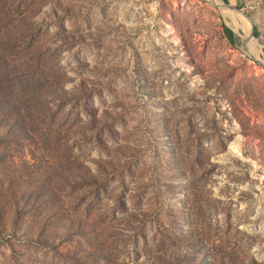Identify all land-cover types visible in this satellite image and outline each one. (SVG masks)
Here are the masks:
<instances>
[{"label":"rangeland","instance_id":"374dc122","mask_svg":"<svg viewBox=\"0 0 264 264\" xmlns=\"http://www.w3.org/2000/svg\"><path fill=\"white\" fill-rule=\"evenodd\" d=\"M236 1L249 44L222 0H0V264H264V0Z\"/></svg>","mask_w":264,"mask_h":264},{"label":"water","instance_id":"95a60500","mask_svg":"<svg viewBox=\"0 0 264 264\" xmlns=\"http://www.w3.org/2000/svg\"><path fill=\"white\" fill-rule=\"evenodd\" d=\"M222 4H224L225 7H227L228 9L232 10V11H236V12H240L246 19L249 20V22L252 24V21L250 19V17L248 16V14H246L242 9H239L236 6H232V5H228L224 2V0H222ZM255 37V29L252 25V31L249 34V36L246 38V43L249 44V42L254 39ZM249 52V51H248ZM253 57V56H252ZM254 58V57H253ZM256 59V58H255ZM260 62V61H259ZM261 63V62H260ZM262 64V63H261ZM264 65V64H263Z\"/></svg>","mask_w":264,"mask_h":264},{"label":"trees","instance_id":"16d2710c","mask_svg":"<svg viewBox=\"0 0 264 264\" xmlns=\"http://www.w3.org/2000/svg\"><path fill=\"white\" fill-rule=\"evenodd\" d=\"M211 1H212V0H211ZM224 2H225L226 4H228V5H232V6H236V7H237V1H236V0H224ZM244 21H245L246 25H247L250 29H252V25H251V23L249 22V20L246 19V18H244ZM225 34H226L227 38H228L230 41L234 42L235 36H234V32H233L231 29H229L228 27H225ZM257 36H258V33H257L256 30H255V37H257Z\"/></svg>","mask_w":264,"mask_h":264},{"label":"bare ground","instance_id":"6f19581e","mask_svg":"<svg viewBox=\"0 0 264 264\" xmlns=\"http://www.w3.org/2000/svg\"><path fill=\"white\" fill-rule=\"evenodd\" d=\"M223 8L226 9L227 11H229L230 13H232L234 17H237L239 19L240 25L247 29V27H246L247 25L244 21V17L242 16V14H240V12L232 11V10L228 9L227 7H225L224 4H223ZM257 50L262 54V52L258 48H257Z\"/></svg>","mask_w":264,"mask_h":264}]
</instances>
